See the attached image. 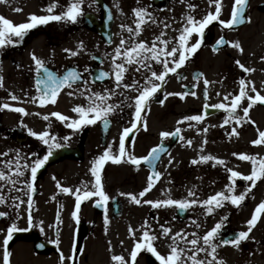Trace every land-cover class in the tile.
<instances>
[{
	"label": "flooded vegetation",
	"instance_id": "1",
	"mask_svg": "<svg viewBox=\"0 0 264 264\" xmlns=\"http://www.w3.org/2000/svg\"><path fill=\"white\" fill-rule=\"evenodd\" d=\"M3 9L0 15L12 20L14 17L23 16L28 0H1ZM37 1V0H33ZM39 2L41 0H38ZM62 3L66 1L60 0ZM109 8L112 14V43L106 45L104 40L93 30L92 27L100 25L103 22L104 11L96 0H89L83 12L82 38L84 50L74 45V39L77 36L73 30L66 26H59L48 22L47 24L37 25L29 30L22 42L15 45H6L0 48V75L3 76V87L0 88V104L9 103L14 107H21V102L12 101L9 98V92L26 100L24 93L27 91L29 96L36 95L34 87L37 73L34 70L35 65L31 59V54L46 61V66L50 71L57 74H63L68 69L75 68L80 71L86 79H90L101 70L110 69V59L104 54L111 52L119 43L121 38V24L133 25L132 9L140 5L137 0H100ZM192 4L197 5L195 14L201 18L209 9L208 0H190ZM143 6H151L149 11L157 18L172 22V28L166 30L168 37L176 36L177 30L181 28V17L189 11L186 3L180 0H141ZM223 8L221 19L230 18L233 0H222ZM117 5L119 7H117ZM48 6H46L47 8ZM20 8L21 11L14 9ZM60 10V9H59ZM118 11V13L116 12ZM244 15L250 17V22L236 24L231 28H225L218 21L210 24L204 32L202 46L192 55L191 59L185 63L177 72L181 77L178 79L176 74H169L166 83L160 89L149 104L148 110L142 112V116L147 122V130H144L139 124L137 130H134L126 138V149L133 154L137 146H141L149 151L159 143L169 145L172 137L161 140L159 132L154 134L149 130L153 125L159 126L162 131H174L168 121L170 118L182 120L186 115L202 114L205 110L203 105L205 99L203 95V78L213 82L209 84L207 103L214 104L223 101L225 93L238 94L239 79L244 78L255 82V87L264 94V0H248V5ZM94 25V26H93ZM134 26V25H133ZM160 27L151 23L144 26L139 39L151 40L154 34H158ZM123 35L127 36L124 32ZM220 37H224L227 43L213 51V45ZM197 36L193 34L191 41L194 42ZM13 39H16L13 37ZM238 42L242 48L241 53L232 44ZM171 46V45H170ZM64 49L78 51L76 56H70ZM240 60L247 67L255 69L250 73L243 72L236 65L235 61ZM103 61V63H101ZM88 72H84V68ZM158 67V66H156ZM203 73L204 77L200 80H194V76ZM40 75H43L41 72ZM140 76L139 73L136 74ZM131 78V72L128 74ZM111 79L96 81L92 87L95 90H102L112 86ZM74 88L76 85L73 86ZM71 89L63 88L57 96L55 104L40 106L39 109H26L28 115H22L12 109L0 108V152H9L10 155L17 150L22 156L33 157V154L43 156L47 151V146L38 138L29 134L28 129L36 132L48 130L51 134L57 136L58 140L65 144L64 147L53 149L64 151L63 157L57 158L51 164L45 166L40 172H37V178L33 182L35 192L31 193L33 198L32 217L33 222H28L27 204L21 205L19 218L17 219V210L11 204L10 197L19 196L21 200L26 201L27 196L24 192H15L10 188H5L4 194L7 199V205H0V211H7L10 216L0 218V264L3 256V239L6 235L7 226L13 221L17 224L19 231L14 232L12 239L7 246L10 253V264H60L61 252L65 257L73 255V260H65L64 264H117L111 260L113 254H123L127 259L133 247L134 239L128 234V227L131 225L134 229L147 220L154 232L159 233V225L172 224L170 213L160 208H152L145 204L142 214L137 213L139 205L130 202L127 197L120 196L121 188L115 179L117 171L122 167L133 170V165L126 162L120 164L107 161L102 169V182L105 191L114 199L108 202L107 216L110 223L105 231L104 209L97 207L95 201L98 197L82 199L80 209L77 212L78 219L74 218L72 213L75 211V195L63 193L57 188V181L62 186L69 187L73 191L81 185V182L87 183L91 188L94 177L90 172L92 161L99 156L108 143H113V152L117 153L119 144V134L124 126L129 124L132 119V108L124 107L123 111H117L109 119L111 121L109 128H104L102 122L98 121L94 125L82 126L80 130L73 131L65 126V123L57 120L55 117H49L44 120L43 115L53 111H59L71 118H77V114L71 111L75 105L85 104L86 101L79 94L69 96ZM187 92L188 95L167 96L165 93ZM195 92L196 96L191 93ZM221 93L219 97L215 93ZM252 94V93H250ZM136 95V93H129ZM119 99H122L119 98ZM164 99L160 104L159 100ZM247 106V100L242 101ZM53 107V109H48ZM208 114L201 122H183L177 125L183 128L185 125L197 124L207 128V143L204 145V151L200 152V145L196 148V157L199 155H213L227 162V167L233 168L243 174H249L252 170L250 161H242L232 153H246L251 155L258 154L264 157V144L253 145L252 140L258 138V131L264 130V103L257 102L250 110L247 122L238 126L239 136L229 138L227 133L235 126L232 121L227 125H222L226 112L223 109H208ZM240 115L242 111L238 109ZM40 113L41 115H36ZM22 121V124H21ZM26 125L27 127H24ZM68 135L70 139L63 141L61 138ZM202 136V134H200ZM204 139V140H205ZM171 147V153L179 144ZM51 143V141H50ZM63 153V152H62ZM148 153V152H147ZM181 161L178 172L175 176L180 178L182 187L194 182L197 193L200 198H207L212 193L225 191V185L229 184L230 173L225 171L224 166L217 165L213 167V162L191 164V158L186 157ZM169 156V155H168ZM2 159V158H0ZM142 167V165H141ZM144 169L146 177L149 172ZM30 177V172H26ZM119 176V175H118ZM55 177V180L53 179ZM157 181V180H156ZM155 181V182H156ZM154 182V183H155ZM245 182L240 178L236 179V194L244 191ZM22 187V186H21ZM193 186H189L192 188ZM220 189V190H219ZM227 194V192H226ZM146 199V195L142 198ZM264 200V179L257 182L252 192L246 196L245 201L239 206H234L230 202H224V206L208 216L199 214L201 228L196 230L203 233L221 220V217L227 216L228 220L221 230L220 239H232L239 231L246 230V221L251 217L255 207ZM19 202V201H17ZM129 204L133 207L129 209ZM59 211L60 222H57V213ZM59 227V244L53 243L57 239L56 227ZM190 222H178L183 226ZM51 225L52 227H49ZM43 228V231H41ZM184 228V227H183ZM181 229V228H180ZM195 230L189 228V231ZM136 237L141 235L136 232ZM254 235V237H253ZM258 235V237H255ZM165 239L164 237H160ZM123 241V244L120 243ZM109 242H111V251H109ZM157 250L166 254L168 244H162L157 240L154 242ZM43 245V247H41ZM238 248L237 259L234 264H264V213L250 233V238L240 242L239 246L231 244L221 245L217 249L218 258L227 262L229 251ZM137 264H159V262L146 250H141L137 256Z\"/></svg>",
	"mask_w": 264,
	"mask_h": 264
},
{
	"label": "snow or ice",
	"instance_id": "2",
	"mask_svg": "<svg viewBox=\"0 0 264 264\" xmlns=\"http://www.w3.org/2000/svg\"><path fill=\"white\" fill-rule=\"evenodd\" d=\"M181 3H186L188 12L181 17V28L177 30V35L174 37H168L167 31L172 28V22L164 20H157L151 11L149 6H143L141 0H137V4L140 5L132 9L133 12V25L121 24V38L119 43L109 53L104 55L110 59V69L101 70L98 74L90 79H86L80 71L75 68L68 69L63 74H57L50 71L46 66V61L39 58L35 53L31 54V59L35 65V71L37 78H35L34 87L36 95L29 96V93L25 91L24 95L26 100H21V97L9 92V98L12 101H18L21 103H38L40 106H45L47 103H56L57 96L60 91L67 87L71 89L68 92L69 96L83 97L86 101L85 104L75 105L71 111L77 114V118H71L62 114L59 111H53L49 114H44L43 119L49 120V117H55L57 120L65 123V126L73 131L80 130L82 126L94 125L98 121L102 122L104 128H109L111 121L109 117L117 111L122 112L124 107L133 109L131 113L132 119L127 126L122 128L119 134V144L117 153L113 152V143L110 142L104 148L103 152L97 156L91 164L90 172L94 177V182L91 184V188L87 183L81 182V185L74 191L69 187L62 186L57 181L56 186L63 193H71L75 195V211L72 215L78 219L77 212L80 209L82 199L91 197H98L95 201L97 207L104 209V224L105 231L107 232V226L110 223L107 216V205L113 197H110L105 191L104 183L102 182V169L107 161H111L115 164L121 162L130 163L133 166L139 168L141 162L148 164L152 171L147 177L146 186L138 193L120 192V196L127 197L130 202L136 205L147 204L152 208L160 207H175L180 212H186L195 207L202 209V215L208 216L213 214L216 209L224 206V202L228 201L232 205L239 207L248 196L252 189L257 185V182L264 179V157H260L258 154L251 155L246 153H232L233 156L238 157L242 161H250L252 164V170L249 174H243L233 168L227 167V162L224 159H220L213 155H199L198 158H193L191 164L197 165L199 163L213 162V167L217 165L224 166L225 171L230 173L228 179L229 184L225 185V191H219L209 195L207 198L201 199L197 193L196 186L187 190V197L183 199H173L167 196L165 199L147 200L142 199L146 193H148L154 187V180H159L162 173L155 168V163L160 159V155L167 151L163 143H159L152 147L147 155L136 156L126 149V138L130 134L137 130L138 124L147 130V122L142 116V112L148 110L149 104L156 95V93L163 88L166 83V78L169 74H176L178 79L181 77L177 72L182 68L187 61H189L193 54L197 52L202 46L205 29L214 21H218L220 25L225 28H231L236 24H243L245 21L250 22V17L244 15L245 9L248 5V0H233L231 7L230 18L228 20L221 19L222 13V0H208L209 9L214 6V11H207L201 18H197L195 9L198 7L192 4L190 0H180ZM85 0H67L66 4H61L60 0H52L46 9L48 14L36 15L30 13L25 22L14 23L10 19L0 15V48L6 45H15L23 41L25 35L29 30L35 28L37 25L47 24L50 21H64L76 23L78 18L83 16V4ZM117 7H119L117 5ZM60 8L59 13H55L54 10ZM15 11H21L20 8L14 9ZM153 24L160 27L158 34H154L152 39L143 40L139 39L141 33L144 30V26L147 24ZM126 32L127 36L123 35ZM195 34L197 38L194 42L191 38ZM15 37L16 39H13ZM111 45L112 41H108ZM227 43L224 37H220L213 45V51H217L218 47ZM171 45V46H170ZM241 53L243 52L242 46L236 42L232 44ZM79 49L84 50L83 42L79 43ZM70 56H76L78 51L72 49H64ZM264 61V57H261ZM103 63V61H101ZM236 65L245 73L255 71L251 67L245 66L240 60L235 61ZM158 66V67H156ZM43 75H40V73ZM84 72H88V68H84ZM131 72V78H128V74ZM137 73L140 74L137 77ZM204 77L203 73H199L194 76V80L198 81ZM111 79L113 81L112 86L103 88L102 90H95L92 85L96 81H103L105 79ZM3 76L0 75V88L3 87ZM213 83L207 78H203V95L205 104L203 105L204 112L202 114L186 115L182 120L177 121V125L183 122H201L208 114V109H223L227 114L223 119V125H227L234 121L235 126L227 133L229 138L233 136H239L238 126L247 122L249 116V110L257 103H264V94L255 87V82L246 80L244 78L239 79V92L233 94L231 92L225 93L223 101L209 104L208 88L209 84ZM76 85L74 88L73 86ZM264 85V82H262ZM136 93V95H129V93ZM252 93V94H250ZM217 97L221 93H215ZM180 96L183 98L188 95L187 92L178 93H165V99L167 96ZM192 96H196L195 92L191 93ZM122 99H119L121 98ZM247 100V106H244L242 101ZM160 104L164 103V99L159 100ZM2 109H12L22 115H28L29 113L24 107H14L9 103L0 104ZM238 109L242 111L243 115H240ZM36 115H41L36 113ZM22 124V121H21ZM27 127L26 125H23ZM193 127L191 123L188 125ZM29 134L38 138L47 146V151L43 156L33 154V157L22 156L17 150L12 155L9 152H0V205H7V199L4 194L5 188H10L15 192H24L27 196V200H21L19 196L10 197L11 206L17 210V219L19 218V209L21 205L26 203L28 212V222L32 224V208L33 198L31 193L35 192L34 181L37 178V172L41 169L50 156L53 154V149H59L64 147L65 144L61 143L57 136L51 134L48 130L36 132L32 129H28ZM206 133L207 128L198 130ZM258 131V138L251 141L253 145L264 144V130ZM182 128L177 126L174 131H161L159 133L161 140L170 137H176L177 139L184 141L185 144L191 146L193 141L186 139L181 135ZM63 141H68L70 137L65 135L61 138ZM51 141V143H50ZM207 143L205 139L200 145V152L204 151V145ZM171 157V153H168ZM172 164V158L168 161ZM26 172H30V177L26 176ZM240 178L245 182L244 191L236 194V179ZM55 180V177H53ZM171 183V182H170ZM22 186V187H21ZM19 201V202H17ZM264 213V200H262L254 209L251 217L246 221V230H241L232 239H220L221 230L224 224L228 220L227 216L221 217V220L214 224L213 227L207 231L200 233L196 230L201 228L199 218H192L190 223L184 228L173 231L171 226L167 224L159 225V233L152 230L151 225L145 220L138 229H134L131 225L128 227V234L134 239L133 247L126 259L123 254H113L111 260L117 262V264H137V256L141 250L149 252L159 264H223V261L218 258L217 249L221 245L231 244L238 247L240 242L250 238V233L256 226L260 214ZM10 213L7 211H0V218L8 217ZM57 222H60L59 211L57 213ZM56 227L57 239L52 241L59 244V227ZM49 227H52L49 225ZM189 228L195 230L189 231ZM17 224L13 221L6 229V235L3 239V256L2 264H10V253L8 251L9 241L12 239L14 232L19 231ZM3 231V230H0ZM43 231V228H41ZM140 231L139 238L136 237V232ZM160 237L166 238L169 251L166 254H162L157 250L154 242ZM123 244V241H120ZM43 247V245H41ZM109 251H111V242H109ZM60 264H64L67 259L73 260V255L67 257L61 252Z\"/></svg>",
	"mask_w": 264,
	"mask_h": 264
},
{
	"label": "rangeland",
	"instance_id": "3",
	"mask_svg": "<svg viewBox=\"0 0 264 264\" xmlns=\"http://www.w3.org/2000/svg\"><path fill=\"white\" fill-rule=\"evenodd\" d=\"M65 3L66 4L67 0ZM89 0H85V3L83 4V12L85 10V6ZM52 0H41L40 2L28 0L23 16H17L14 17L15 20H12L14 23H20L25 22L29 16L30 13H34L36 15H46L48 14L44 9H46V6H48ZM60 8H56L54 10L55 13H59ZM3 9V3L0 0V13ZM118 13V11H116ZM82 21L83 16L81 18H78V21L76 23L71 22H64L62 21H50V23H53L55 25L67 27L68 29L73 30L75 33H77V36L74 39V45L79 46V43L81 42L82 38ZM21 107H24L25 109L33 108V109H39L38 103H21ZM48 109H53V107H48ZM169 125L172 127H177V119L170 118L168 121ZM189 124L185 125L183 128V137L186 139H191L193 141L191 146H188L184 143V141H180V144L171 152V157L167 156L162 160L158 167V171L162 173V176L159 180H157L154 183V187L146 193V199L147 200H157V199H165L167 196L170 195L173 199H183L187 197V190L190 189L189 186H193L194 182H191L190 184L185 185L182 187L180 178H176L173 175H176L179 169V166L181 164V161L183 160L184 156L183 154H187L186 157H189V159H193L196 157V148L198 147L199 143L204 141L206 136H203V133L198 131L202 130L203 126L192 124L193 127H189ZM161 128L159 126L153 125L149 128L150 131H152L154 134H158ZM202 134V136H200ZM147 149L142 148L141 146H137L135 150L133 151V154L136 156H144L147 154ZM172 158V164H169V159ZM133 170L125 169V167H122L117 171V175H115V179L120 184L121 192H131V193H138L146 186L147 177L145 175L144 169L139 166L137 168L136 166H133ZM119 175V176H118ZM171 182V183H170ZM220 190V189H219ZM213 194V193H212ZM204 199V198H201ZM145 204L139 205L137 213L139 215L142 214V209ZM133 207L132 204H129V209ZM163 210H167L170 213L171 222L172 224H169L168 226H171L173 231L179 230L180 228H183L182 224H178V220L175 217V211L177 210L175 207H161ZM200 207H195L194 209H190L187 211L188 213V219L185 222H190L192 218H198L199 214L201 213ZM200 221V219H199ZM182 223V222H181ZM254 237V235H253ZM255 237H258L256 235ZM158 242L162 244H168L169 241L165 239L159 238L157 240ZM237 253L238 248H235L228 252L227 254V262L226 264H234L237 259Z\"/></svg>",
	"mask_w": 264,
	"mask_h": 264
},
{
	"label": "water",
	"instance_id": "4",
	"mask_svg": "<svg viewBox=\"0 0 264 264\" xmlns=\"http://www.w3.org/2000/svg\"><path fill=\"white\" fill-rule=\"evenodd\" d=\"M97 3L99 4V6H103V4H102V2L100 0H97ZM103 9L106 12V18L103 20L102 24L95 25V26L93 25L94 27H92V28L105 41V43L107 45H109L108 41L112 39V32H111L112 19H111V15H110L109 10L107 9V7L103 6ZM176 140H177L176 137H173L171 145L165 146L167 151L162 153L160 155V159L155 163L156 170H157V165H158L159 161L162 159L163 156H165L168 153V150H169L170 146H172L176 142ZM63 156H65L64 155V151H63V153H59L58 155H57L56 151H53V154L50 156L49 160L46 163L50 164L54 160H56L57 158H60V157H63ZM143 165L146 166L150 170V172L152 171V168L148 164L143 162ZM177 215H178L180 220H185L186 217H187L186 212L182 213L180 211H177Z\"/></svg>",
	"mask_w": 264,
	"mask_h": 264
}]
</instances>
